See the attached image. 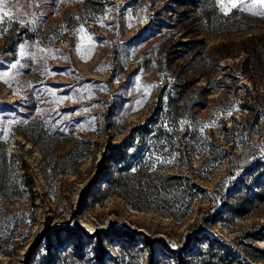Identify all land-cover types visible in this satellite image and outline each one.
Segmentation results:
<instances>
[{
  "label": "rangeland",
  "instance_id": "374dc122",
  "mask_svg": "<svg viewBox=\"0 0 264 264\" xmlns=\"http://www.w3.org/2000/svg\"><path fill=\"white\" fill-rule=\"evenodd\" d=\"M193 2L208 1L0 0V264H190L210 241L264 248L252 237L264 205L229 209L264 166V4L214 0L237 11L220 34L177 24L176 11L200 16ZM191 38L231 54L209 95V68L173 54ZM247 57L252 77L235 83Z\"/></svg>",
  "mask_w": 264,
  "mask_h": 264
},
{
  "label": "trees",
  "instance_id": "16d2710c",
  "mask_svg": "<svg viewBox=\"0 0 264 264\" xmlns=\"http://www.w3.org/2000/svg\"><path fill=\"white\" fill-rule=\"evenodd\" d=\"M205 1L208 2L201 3L200 5L193 2V7L198 8L200 11L199 17L193 14L194 10L188 11L187 14L176 11L175 21L177 24L183 27H189L190 25L196 26V23L201 21L207 28L216 29L220 34L225 31H233L235 29V21H232V18L237 14V11L231 14H225L220 11L214 0ZM183 5L185 6L184 2H179L180 7ZM186 37L189 38V34H186ZM259 45L260 44L257 46ZM227 46L226 44H221L206 51L204 41L191 38L185 41H175L172 48L174 49L173 54L176 55L177 59H186L193 65H203L209 68V75L199 76V78L208 80L211 84L210 89L203 88L205 95H209L212 91L216 90V87L212 85L216 82L215 78L217 77L218 70L222 67V60L231 55ZM249 58L247 57L245 59L244 66L239 70L240 74L234 73L233 77L235 83L239 81V75L241 74L247 76L252 75V70L247 66L250 61ZM176 79L182 78L180 75H177ZM196 83V78H192V80L188 81L186 80L183 84L186 87H184V89L179 83H175L173 85V91H175L178 96H183ZM180 114L181 113L177 111L174 113H167L165 118H163L164 124L169 125L173 121H177ZM250 171L252 176L251 181L243 185L240 191L241 194L235 197L234 204L229 207V209L239 217H247L254 210L262 208L264 205V166L255 165ZM114 180H117L114 175H109V183ZM191 188L196 189L197 186L193 185ZM252 237L253 239L264 241V234L262 232ZM49 250H51V248H49ZM194 251L190 264H264V248H260L252 243L244 244L241 242L240 247L236 248L230 242L210 241L202 248Z\"/></svg>",
  "mask_w": 264,
  "mask_h": 264
},
{
  "label": "snow or ice",
  "instance_id": "6c2138e0",
  "mask_svg": "<svg viewBox=\"0 0 264 264\" xmlns=\"http://www.w3.org/2000/svg\"><path fill=\"white\" fill-rule=\"evenodd\" d=\"M221 3H223V0H221ZM256 3L264 4V0H256ZM232 6L235 7V0H232ZM6 15V13H5Z\"/></svg>",
  "mask_w": 264,
  "mask_h": 264
}]
</instances>
